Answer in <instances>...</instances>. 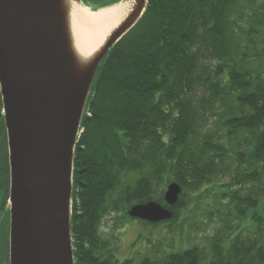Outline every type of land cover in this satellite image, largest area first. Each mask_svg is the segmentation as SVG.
Returning <instances> with one entry per match:
<instances>
[{
	"label": "trees",
	"instance_id": "obj_1",
	"mask_svg": "<svg viewBox=\"0 0 264 264\" xmlns=\"http://www.w3.org/2000/svg\"><path fill=\"white\" fill-rule=\"evenodd\" d=\"M119 1L84 3L96 9ZM218 116L219 126L209 130ZM164 174L195 190L229 175L224 196L236 216L263 219L254 210L264 194V0H148L138 23L110 49L75 151L76 264L208 259L195 246L163 259L120 260L102 240L101 221L121 205L157 200L174 217L185 210L181 198L170 207L156 197ZM211 247L210 264H264L262 238L237 235L228 248L216 238Z\"/></svg>",
	"mask_w": 264,
	"mask_h": 264
},
{
	"label": "water",
	"instance_id": "obj_2",
	"mask_svg": "<svg viewBox=\"0 0 264 264\" xmlns=\"http://www.w3.org/2000/svg\"><path fill=\"white\" fill-rule=\"evenodd\" d=\"M64 1L0 0V92L11 173L10 264H76L73 177L82 121L101 63L148 4L135 0L95 58L80 65L71 50ZM182 191L179 182H170L166 203L175 206ZM127 213L151 223L174 217L173 209L157 201L134 204Z\"/></svg>",
	"mask_w": 264,
	"mask_h": 264
},
{
	"label": "rangeland",
	"instance_id": "obj_3",
	"mask_svg": "<svg viewBox=\"0 0 264 264\" xmlns=\"http://www.w3.org/2000/svg\"><path fill=\"white\" fill-rule=\"evenodd\" d=\"M244 5H248V2ZM218 120L219 116L212 118L207 128L212 130L218 127ZM226 144L229 145L227 141ZM163 176L165 182L158 184L156 197L161 195L164 199L167 184L172 179L169 178L168 182L166 174ZM127 179L129 177H124V180ZM136 179L137 177L132 182ZM230 182L229 175H221L199 190L183 188L184 195L179 198L186 203L185 210L181 208L183 211L175 212L177 216L174 219L158 224L128 217L130 206L121 205L119 210L104 216L99 233L120 260L133 259L140 262L143 258L150 257L163 259L172 252L201 246L208 255V259L202 264H210L213 259L211 244L216 238L227 248L237 235H242V238L264 239V194L261 197V206L254 210L263 217L262 220H254L252 213L247 218H238L233 205L228 204L229 198L224 196V193L230 192ZM236 187L231 189L235 190Z\"/></svg>",
	"mask_w": 264,
	"mask_h": 264
},
{
	"label": "bare ground",
	"instance_id": "obj_4",
	"mask_svg": "<svg viewBox=\"0 0 264 264\" xmlns=\"http://www.w3.org/2000/svg\"><path fill=\"white\" fill-rule=\"evenodd\" d=\"M135 5V0H125L93 10L76 0L64 1L71 50L80 65L95 58L112 31L125 21Z\"/></svg>",
	"mask_w": 264,
	"mask_h": 264
},
{
	"label": "flooded vegetation",
	"instance_id": "obj_5",
	"mask_svg": "<svg viewBox=\"0 0 264 264\" xmlns=\"http://www.w3.org/2000/svg\"><path fill=\"white\" fill-rule=\"evenodd\" d=\"M0 92V264H10V159ZM82 211L77 212L80 215Z\"/></svg>",
	"mask_w": 264,
	"mask_h": 264
}]
</instances>
